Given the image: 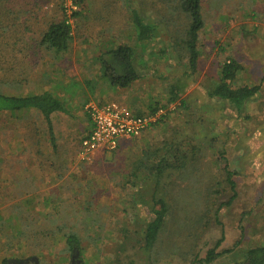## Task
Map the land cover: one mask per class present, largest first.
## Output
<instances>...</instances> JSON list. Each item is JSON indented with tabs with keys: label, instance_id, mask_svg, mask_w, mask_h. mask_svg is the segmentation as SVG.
<instances>
[{
	"label": "rangeland",
	"instance_id": "obj_1",
	"mask_svg": "<svg viewBox=\"0 0 264 264\" xmlns=\"http://www.w3.org/2000/svg\"><path fill=\"white\" fill-rule=\"evenodd\" d=\"M75 1L69 47L57 54L42 39L50 23L67 16L62 0H0V91L47 90L68 110L55 118L60 147L36 110L0 112V264H69L68 232L78 235L84 264H230L264 245V0L200 1L195 72L184 49L189 19L182 0ZM132 10L154 26L148 42L137 41ZM120 44L133 47L139 72L127 88L101 74L100 56ZM229 58L241 64L233 87H259L239 115L209 95ZM174 87L179 97L171 102ZM90 101L162 112L148 134L85 162L75 152L90 123ZM58 147L62 187L41 186L32 177L48 173ZM155 150L183 162L157 185L144 169L132 175L135 162ZM153 193L165 199L168 214L145 251V201ZM220 238L217 250L229 251L199 262Z\"/></svg>",
	"mask_w": 264,
	"mask_h": 264
},
{
	"label": "trees",
	"instance_id": "obj_2",
	"mask_svg": "<svg viewBox=\"0 0 264 264\" xmlns=\"http://www.w3.org/2000/svg\"><path fill=\"white\" fill-rule=\"evenodd\" d=\"M201 0H182L180 3L182 11L189 19V25L186 30L184 39V49L187 57V65L192 72L196 71L199 50L198 37L203 28L204 22L201 16ZM131 20L135 29L136 39L139 42H148L154 35L155 28L150 25L136 11L132 10ZM66 16L60 21L52 22L44 33L42 42L46 47L59 54L67 51L71 39V26L66 21ZM102 77L111 85L118 88H127L139 78V72L135 65V51L132 46L120 44L115 48L106 50L100 56ZM241 69V64L235 59H227L221 66L219 82L209 92L211 97L226 101L231 108L239 115L243 110L244 102L253 96L259 89L258 86H237L233 87L232 82L235 80L237 73ZM179 89L177 87L170 89V101L178 100ZM17 110H36L47 122L51 132L50 116L54 112L68 113L64 103L58 99L52 92L47 90L35 94H7L0 91V112L17 111ZM157 107L150 110L154 113ZM143 114V113H137ZM170 147L166 148L170 156ZM172 157V158H171ZM166 157L160 155V151L145 152L142 158L138 159L134 166L132 175L137 176V172L144 169L146 173L152 176L155 184L159 183L160 178L168 169L182 168L183 162H180L177 155ZM226 179L234 193L235 183L232 180L234 174L229 170L227 164L224 166ZM147 174V175H148ZM234 195V194H233ZM233 198V196H232ZM148 210V219L146 220L145 229L142 238V249L149 251L157 242L163 227L166 223L168 214V205L163 197H157L154 193L149 201H145ZM222 238H220L214 247L208 249L204 257L199 262L210 263L220 255L229 250H217ZM66 252L70 256L69 264H84L82 261V246L78 235L74 232H68L65 235ZM132 264H135L131 261ZM230 264H264V245L249 247L242 257Z\"/></svg>",
	"mask_w": 264,
	"mask_h": 264
},
{
	"label": "built area",
	"instance_id": "obj_3",
	"mask_svg": "<svg viewBox=\"0 0 264 264\" xmlns=\"http://www.w3.org/2000/svg\"><path fill=\"white\" fill-rule=\"evenodd\" d=\"M66 21L70 24V16L77 11L75 0H62ZM85 112L91 123V130L80 141L78 158L89 162L98 151L113 152L117 150L121 140L138 138L152 124L158 121L162 110L151 114H137L126 105L116 101L104 103L88 102Z\"/></svg>",
	"mask_w": 264,
	"mask_h": 264
},
{
	"label": "crops",
	"instance_id": "obj_4",
	"mask_svg": "<svg viewBox=\"0 0 264 264\" xmlns=\"http://www.w3.org/2000/svg\"><path fill=\"white\" fill-rule=\"evenodd\" d=\"M104 103V102H103ZM101 104V103H100ZM132 112H134V113H141V112H137V111H135V109H138V108H135L136 106H134L133 104H129V106L128 105H126ZM135 108V109H134ZM58 113H62V112H58ZM143 114H145V113H143ZM56 115H57V112H54V113H52L51 114V116H50V121H51V132L49 131V128H48V133H49V136H50V140H51V142H52V146H54V147H56V144H57V146H59L60 147V141H57L56 139H57V137L62 133V129L61 130H59L58 129V127H56V122H55V118H56ZM45 120V119H44ZM89 120V119H88ZM46 122V121H45ZM46 124H47V122H46ZM48 126V125H47ZM149 129V128H148ZM148 129L147 130H145L142 134H144V133H146V134H148ZM91 130V123H89L88 122V129H87V132H85V134L84 135H86L89 131ZM141 134V135H142ZM83 135V136H84ZM83 136L81 137V139L83 138ZM59 139V138H58ZM81 139H80V141H81ZM131 140V139H130ZM130 140H121L120 142H119V146H118V148H117V150L120 148V146L121 145H123V147H125L126 146V144L130 141ZM80 141H79V147H80ZM61 146H62V142H61ZM59 147L56 149V150H58V151H56V160H53L52 159V161H51V163L53 162V163H55L54 165H50V170L48 171V173H47V171H45V173H43L44 174V176H42L41 177V179H40V175H38V173H36V175H37V177L35 178V177H32V180H36V181H40V185L41 186H44L45 184V182L47 181L48 183L49 182H56V184H54V185H50V184H48L49 186L48 187H50V188H55V187H57V188H61L62 187V163H61V161H62V150H59ZM78 151H79V149L78 150H76V152H75V157H76V159L78 160L79 158H78ZM101 153H104V151H98L97 153H96V155H95V158L98 156V155H101ZM105 153H109V152H105ZM111 153V152H110ZM67 157V156H66ZM59 158H60V160H59ZM94 158V159H95ZM33 174V173H32ZM16 179H19V180H24V178L23 177H18V178H16ZM31 179V175L28 177V178H26V180L27 181H29ZM45 181V182H44ZM51 197H53V196H51Z\"/></svg>",
	"mask_w": 264,
	"mask_h": 264
}]
</instances>
